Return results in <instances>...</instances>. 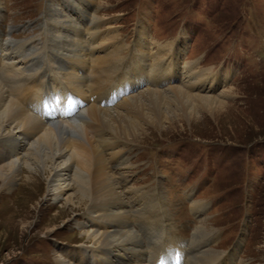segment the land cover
<instances>
[{
    "label": "rangeland",
    "instance_id": "1",
    "mask_svg": "<svg viewBox=\"0 0 264 264\" xmlns=\"http://www.w3.org/2000/svg\"><path fill=\"white\" fill-rule=\"evenodd\" d=\"M97 2L0 0V29L7 38L1 43L12 40L22 53H28L25 45L34 44L38 47L36 66L51 65L56 69L62 63L55 57L64 59L58 50L62 44L58 35L66 29L58 23L63 31L51 26H56V19L63 13H79V9H71L73 6L88 17L87 28L93 31L91 24L101 23L97 36L118 35L113 42L124 50L118 70L110 72L111 84L121 82L123 77L117 72L125 62L128 65L124 68L129 69L132 61L139 60L142 30L143 43L163 44L167 51L163 60L173 61L174 50L180 45L185 48L187 55L181 61V71L185 72L187 62L199 61L198 70H206L204 76L215 81L213 87L202 86L195 93L216 96L221 103L170 95L147 103L145 118L137 119L145 133L135 139L133 130L129 132L130 138L139 143L112 142L106 151L108 163L118 176L127 203L142 201L153 209L157 206L164 230L161 242L165 252L174 249L171 254L184 249V259L179 254L180 264H188L190 259L195 262L197 253L210 248L228 258L238 239L242 250L235 264H264V0ZM89 5L91 11L86 12L84 8ZM96 11L106 16L104 19H111L109 27L102 28L104 20L91 19L90 14ZM154 51L152 46V55L147 56L140 50L144 53L142 61L152 71ZM22 58L16 60V67L21 69L29 64V58ZM182 78L185 80V75ZM182 78L173 84L182 86ZM149 84L125 97L148 89L152 86ZM125 97L106 108L116 107ZM159 108L161 118L154 113ZM34 110L29 112L41 115V111ZM25 151L17 150L14 156L21 157ZM35 164H42L41 160H35ZM48 170L37 171L40 179L29 184L25 179L33 171L25 168L10 191L1 190L0 179V264H57V247L90 245L79 225H75L81 219L80 210L72 211L66 207L65 199L53 201L46 194ZM70 216L74 219L67 223ZM166 255L170 258V254ZM214 264L222 263L218 260Z\"/></svg>",
    "mask_w": 264,
    "mask_h": 264
},
{
    "label": "bare ground",
    "instance_id": "2",
    "mask_svg": "<svg viewBox=\"0 0 264 264\" xmlns=\"http://www.w3.org/2000/svg\"><path fill=\"white\" fill-rule=\"evenodd\" d=\"M93 1L98 3L97 0ZM91 8L89 5L84 10L89 12ZM71 9L80 11L77 14L71 12V16L63 13L55 21V25L57 23L63 25L66 30L58 35L62 40L58 50L62 51L64 59H61L60 55L55 57L62 65L59 64L54 70L51 65L36 66L35 57L38 55L35 52L38 47H34V44L25 45L23 48L28 53H22L19 47L12 45V40L7 42L8 44H2L0 37V60H3L0 68L1 190L10 191L18 180L17 177L27 167L33 171L25 179L29 184L37 183L40 179L37 171L44 173V168L49 169L45 178L46 194L50 195L53 201L65 199L66 207H71L72 211L80 210L81 219L77 220L78 223L75 225H79L81 234L90 244L57 247L60 251V254L57 253L58 251L55 253L57 264H180L179 253L171 254L174 249H170L169 253L165 252L166 248L161 242L163 239L161 232L164 230L157 206L153 209L151 205L148 206L142 201L127 203L118 176L108 163L106 151L112 147V142L139 143L135 139L141 137L145 130L137 119L145 118L144 110L147 103H156L169 95L221 103L216 96L195 93L202 86L213 87L215 81L211 76H204L206 70H198L199 61L187 62L183 68L185 72L181 71V61L186 60L187 55L181 45L174 50L173 61L163 60L167 52L163 49V44L150 45L149 41L143 43L145 33L142 30V34H139L138 48L144 53L147 52V56L152 55L150 52L152 46L155 48L153 71L150 74L147 72L145 61H142L144 53L138 49L140 54L137 56L141 57L140 61H132L129 64L132 67L130 71L124 68L128 65L125 62L117 72V76L121 74L123 77L120 83L127 82L133 86V91L120 96L125 97L134 93L144 85L150 86L149 83L152 86L125 97L116 107L106 108L109 106H103L101 101L110 94L112 86L118 87L116 84H111L112 74L119 68V56L124 49L113 42L116 37L118 38L117 34L97 36L101 23L93 22L92 31L91 28L86 27L88 17L82 13V10L73 6ZM90 16L93 21L104 20L102 28L111 25V19H104L106 16H99L97 11ZM75 20H79L86 28ZM57 28L63 31L62 28ZM92 35L94 37H91ZM104 44L109 49H104ZM169 44L173 46L172 43ZM156 47L159 51H156ZM102 52L104 55L101 56ZM130 52H133L132 48ZM20 57L29 58V64L22 69L16 67ZM112 70L114 71L111 74ZM132 70L138 72L131 73ZM12 72L15 75L9 74ZM178 74L185 75V80L181 79L184 82L182 86L173 84L180 79ZM223 81L224 78L219 82ZM158 86L167 88L161 89ZM69 91L86 102L75 118L66 119L63 114L61 119L52 121L43 116L40 107H43L45 97L53 114L51 103L55 102L57 97L62 96L66 99ZM223 92L225 94V91ZM24 105L29 111L33 108H35L34 112L41 111V115L29 112ZM71 111L72 109H69L68 113ZM155 112L157 118L163 117L160 108ZM130 130H133L135 139L130 138ZM17 150L26 151L21 157L16 158L14 155ZM37 159H40L42 164L36 165ZM37 167L40 170H37ZM67 190L74 192L67 194L65 192ZM73 219L70 216L65 221L70 223ZM236 245L228 258L227 255L224 256L210 248L195 253L196 261L190 259L188 264H214L218 260L222 264H227V261L235 264L241 252V239ZM201 246H196V249ZM166 253L170 254V258ZM173 255L175 257H171Z\"/></svg>",
    "mask_w": 264,
    "mask_h": 264
}]
</instances>
